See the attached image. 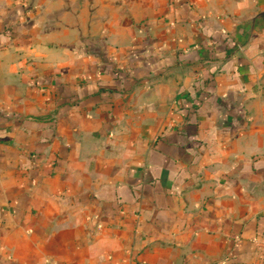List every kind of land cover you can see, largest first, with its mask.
Segmentation results:
<instances>
[{"label":"crops","instance_id":"crops-1","mask_svg":"<svg viewBox=\"0 0 264 264\" xmlns=\"http://www.w3.org/2000/svg\"><path fill=\"white\" fill-rule=\"evenodd\" d=\"M264 0H0V264H264Z\"/></svg>","mask_w":264,"mask_h":264},{"label":"water","instance_id":"water-1","mask_svg":"<svg viewBox=\"0 0 264 264\" xmlns=\"http://www.w3.org/2000/svg\"><path fill=\"white\" fill-rule=\"evenodd\" d=\"M264 21V10L257 13L254 17L250 20V26L253 28L258 22Z\"/></svg>","mask_w":264,"mask_h":264}]
</instances>
